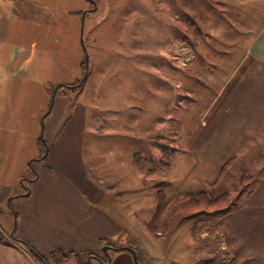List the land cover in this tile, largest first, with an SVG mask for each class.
<instances>
[{
	"label": "rangeland",
	"instance_id": "obj_1",
	"mask_svg": "<svg viewBox=\"0 0 264 264\" xmlns=\"http://www.w3.org/2000/svg\"><path fill=\"white\" fill-rule=\"evenodd\" d=\"M94 1L97 9L87 13L83 34L87 78L81 88V82L72 88L84 76L79 13L88 9L89 1L0 0V46L7 44L13 54L6 66L21 70L17 74L28 73L33 66L26 61L34 59L37 49L55 45L57 73L63 80L71 75L69 84L59 83L56 103L49 108L53 112L44 119L43 138L50 140V154L33 164L56 179L62 193L75 194L74 186L85 187V176L86 187L100 202L91 218L82 217L78 234L61 225L67 240L46 236L43 225L37 224L44 218L35 214L29 217L30 227L26 223L16 230L15 212L8 238L25 246L19 235L40 236L45 253L54 249L47 254L49 264H103L118 253V245L127 243L134 246L124 247L131 252L146 251L137 257L134 251L137 264H159L165 257L167 263L213 264L205 245L212 251L218 243L208 245L197 223L206 228L215 215L182 213L167 230L156 233L144 224L156 211L159 189L169 202L190 191L209 190L217 197L234 192L240 171L262 169L264 63L245 58L239 64L247 39L255 33L242 32L234 16L239 0ZM16 90L11 101L19 99ZM7 114L0 113V120ZM14 116L20 118L19 113ZM230 158L235 161L221 178ZM144 178L163 185L144 187ZM217 179L208 188L206 181ZM54 205L63 216L89 214L79 196L75 209Z\"/></svg>",
	"mask_w": 264,
	"mask_h": 264
},
{
	"label": "crops",
	"instance_id": "obj_2",
	"mask_svg": "<svg viewBox=\"0 0 264 264\" xmlns=\"http://www.w3.org/2000/svg\"><path fill=\"white\" fill-rule=\"evenodd\" d=\"M229 6L230 9L232 4L230 3ZM233 8L236 11L234 16L239 18L244 28L242 32H252V35L255 33L247 39L249 41L244 47L245 51L239 64L245 58H251L256 63H264V0H239ZM250 25H255V30H250ZM57 54L55 45L45 44L41 51L37 49V55L33 60L26 61L27 66H33L31 71L27 73L26 69L23 73L17 74V71L21 70L6 66L13 57L12 52L8 50L7 44L0 46V113H8L5 120H0V222L5 226H1L4 231L0 232V264H39L35 256L25 247L26 245L21 244L19 239H16L17 243H15L8 238V235H13L14 212L17 217L16 230L26 223L30 227L29 217L35 214L39 218H44L37 224L43 225V233L45 232L46 236L67 240L69 235L63 231L61 225H65L66 228L68 226L67 229L70 232L78 234L83 230L82 217L91 218L93 207L100 203L93 197L92 189L86 187L88 181L85 176L81 180L85 187L74 186L75 194L62 193V190L57 189L56 179L54 181L46 177L47 174L43 175L39 167L33 164L38 160L46 159L43 158L46 151L42 153L43 147L40 148L38 142V137H41L39 135L41 120L46 114L44 112L50 111L45 117L47 120L51 111L53 112V108L51 110L49 108L55 88L61 85L59 83L69 84L71 80V75L66 74L63 80L57 73L60 68ZM80 62L78 60L77 65L80 66ZM33 69L36 72H32ZM77 70L81 72L78 67ZM75 74L79 76V73ZM15 88L17 89L15 98L19 99L14 98L15 100L11 101L10 96ZM58 88L53 107L56 103ZM73 108L75 109V106ZM15 112L20 114V118L14 116ZM44 124V133H46L47 121L45 123L44 120ZM16 130L18 131L14 132ZM47 142L50 140L47 139ZM50 151L48 146L47 157ZM258 168L262 169L255 171L245 169L239 172L238 187L233 193L227 192L231 195L230 207L225 213L207 218L210 228L208 224L204 228L202 222L197 223L200 228H203L202 235L208 245L212 246L211 243L215 244V242L218 246L220 245L217 249V245L213 246L212 251H209L205 245L208 256L214 261L213 264L222 260H227L229 264H264V164L258 163ZM188 169H195V167L189 165ZM68 176L72 178V173ZM23 178H26L24 182ZM206 183L208 185L212 182L207 180ZM28 188L29 194H27ZM122 188H125L124 185ZM77 196L89 206V214L86 212L78 218L76 215L63 216L60 211L57 212L54 205L56 202L59 206L64 203L70 209L72 206L75 209ZM110 199L112 198L108 196L107 201ZM7 229L11 232L10 234ZM52 237L51 240H53ZM19 238L26 240L27 244L34 242L36 246H32L36 253L45 257L50 263L51 259L47 258V254L54 249L45 253L47 249L40 236L19 235ZM58 242L56 241L55 244L65 246L62 243L64 241ZM127 244L129 245H118L117 249L132 246L130 243ZM224 249L227 250L223 252ZM134 251L118 250V253L109 258L108 263L103 262V264H137ZM145 252L135 251L136 257L137 253L144 255ZM195 259H199V256ZM159 264L175 263H167L165 257Z\"/></svg>",
	"mask_w": 264,
	"mask_h": 264
},
{
	"label": "trees",
	"instance_id": "obj_3",
	"mask_svg": "<svg viewBox=\"0 0 264 264\" xmlns=\"http://www.w3.org/2000/svg\"><path fill=\"white\" fill-rule=\"evenodd\" d=\"M83 11H80L79 15H82ZM81 66L83 68L81 76L84 75L86 72V66H85V59H83ZM82 78V77H81ZM81 78L76 81L74 84H72V88L74 86H77L78 83L81 82ZM87 78V77H86ZM86 78L81 83L80 87L84 84ZM41 145L43 146L42 153H45L46 151V140L43 137L39 138ZM164 153H167L168 150L166 148L163 149ZM234 158H230L222 167L221 175L225 172V170L228 168L229 163L233 162ZM168 164V163H167ZM219 179V178H218ZM215 180L212 183L208 184V188H213L215 184L217 183ZM154 183H156L155 186L160 187L163 185L162 182H155L153 180H148L146 178L143 179V185L145 187H150ZM158 196H159V202L158 206L156 208V211L152 218L146 222L144 225L147 230H149L152 233H156L159 228H162L164 230H167L172 220L175 216L182 214V213H188V214H194V213H201L205 215H219L222 211L226 210L230 203H231V195L227 192L215 197L210 194L209 190H202V191H190L187 192L182 197H177L173 199L172 201H167L165 198V195L162 191V189L158 190ZM27 247L32 252L33 256L37 259L39 264H49L48 260L43 257L42 255L36 253L33 251L32 248H30V245L27 244ZM119 250H127L126 248H121ZM67 254H65L66 256ZM73 255V253L68 254ZM105 263L109 262V259H104Z\"/></svg>",
	"mask_w": 264,
	"mask_h": 264
},
{
	"label": "water",
	"instance_id": "obj_4",
	"mask_svg": "<svg viewBox=\"0 0 264 264\" xmlns=\"http://www.w3.org/2000/svg\"><path fill=\"white\" fill-rule=\"evenodd\" d=\"M88 1H90V2L93 4V8H92V9H86V10H84V11L82 12V15H81V19H82V21H81V30H80V40H81L82 48H83V50L85 51V66H86V72H85L84 76H83L82 79H81V83L83 82V80H84V79L86 78V76H87V69H88V65H89V56H88L87 51H86L85 42H84V37H83L84 29H85V18H86L87 13H89V12H91V11H95V10L97 9V3H96V1H94V0H88ZM57 87H58V86H57ZM57 87L55 88L54 93H53L52 104H53V101H54V96H55V93H56ZM51 106H52V105H51ZM48 114H49V111L46 112V114L43 116L42 121H41V122H42V128H41V132H40L41 137L44 136V126H45V124H44V119H45V117H46ZM47 152H48V149L46 150V153L43 155V158H46V157H47ZM29 192H30V190L28 189L27 194H29ZM134 256H135V254H134Z\"/></svg>",
	"mask_w": 264,
	"mask_h": 264
},
{
	"label": "flooded vegetation",
	"instance_id": "obj_5",
	"mask_svg": "<svg viewBox=\"0 0 264 264\" xmlns=\"http://www.w3.org/2000/svg\"><path fill=\"white\" fill-rule=\"evenodd\" d=\"M93 8V4L89 1V7L88 9H92Z\"/></svg>",
	"mask_w": 264,
	"mask_h": 264
}]
</instances>
